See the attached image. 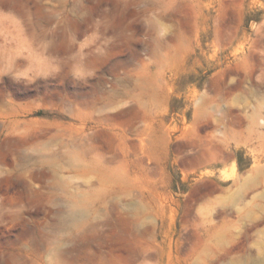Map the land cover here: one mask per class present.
Here are the masks:
<instances>
[{"label": "rangeland", "instance_id": "374dc122", "mask_svg": "<svg viewBox=\"0 0 264 264\" xmlns=\"http://www.w3.org/2000/svg\"><path fill=\"white\" fill-rule=\"evenodd\" d=\"M0 264H264V0H0Z\"/></svg>", "mask_w": 264, "mask_h": 264}]
</instances>
